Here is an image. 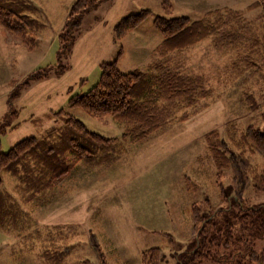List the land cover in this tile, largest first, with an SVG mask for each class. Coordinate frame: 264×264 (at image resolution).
<instances>
[{"label": "rangeland", "instance_id": "rangeland-1", "mask_svg": "<svg viewBox=\"0 0 264 264\" xmlns=\"http://www.w3.org/2000/svg\"><path fill=\"white\" fill-rule=\"evenodd\" d=\"M32 1L43 23L27 31L33 47L0 24L3 152L61 126L58 115H51L60 109L91 131L120 137L122 128L108 115L91 116L68 105L71 96L97 82L101 63L116 59L122 72L146 70L162 39L158 16L194 20L214 9L243 14L241 22L173 55L184 72L203 77L205 93L175 114H187L185 120L175 119L139 141L120 140L119 157L108 163L78 162L39 200L22 204L28 215L23 228L0 230V264H140L141 251L152 246L162 249L160 264H178L194 244L191 207L218 209L225 204L219 186L233 182L231 169H217L211 146L224 140L238 153L236 143L247 126L264 133L263 6L250 10L254 0H100L67 29V39L75 36L67 52L58 50V35L75 0ZM141 10L149 14L118 37V23ZM245 156L253 169L261 166L257 152ZM2 178L12 189L15 179L5 173ZM243 195L264 200L250 186ZM245 231L256 252L264 249V235L254 227ZM59 256L55 263L52 258Z\"/></svg>", "mask_w": 264, "mask_h": 264}, {"label": "trees", "instance_id": "trees-1", "mask_svg": "<svg viewBox=\"0 0 264 264\" xmlns=\"http://www.w3.org/2000/svg\"><path fill=\"white\" fill-rule=\"evenodd\" d=\"M99 1L72 3L63 31L58 35L59 51L70 52L75 36L67 39V29L76 27L82 13ZM261 5L264 8L261 0H254L249 9ZM39 11L32 0H0V24L10 33L27 39V31L43 26L36 17ZM148 14L149 10H141L124 17L118 23L117 36L134 28ZM242 20L243 14L234 9L209 10L194 20L186 16H158L155 23L162 39L153 48L146 70L122 72L116 67V59L102 62L97 82L86 92L71 96L68 105L79 107L91 116L108 115L122 128L120 137H106L91 131L76 116L60 109L51 115H58L61 126L41 137H25L6 152L0 150V230L23 228L28 215L22 204L39 200L78 162L91 166L108 163L119 157L120 140L139 141L175 119L185 120L187 114L179 118L175 114L182 107L192 106L205 93L203 77L184 72L179 64H174L173 55ZM236 145L241 149L238 153L224 140L211 146L217 169H231L233 182L231 187L219 186L225 204L218 209L213 210L209 205L207 209L195 204L191 207L194 244L178 258V264H264V249L256 252L245 231L247 227H254L264 235V200L251 202L243 195L249 186L256 194L264 193V133L250 124L241 132ZM245 151L261 156V166L255 167L258 170L253 169ZM2 173L15 179L12 189L4 186ZM60 256L52 258L55 263ZM162 257V249L152 246L141 251L140 264H160Z\"/></svg>", "mask_w": 264, "mask_h": 264}]
</instances>
